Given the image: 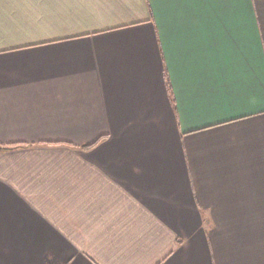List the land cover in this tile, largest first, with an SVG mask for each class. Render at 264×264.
<instances>
[{"label": "crops", "instance_id": "0c3cea01", "mask_svg": "<svg viewBox=\"0 0 264 264\" xmlns=\"http://www.w3.org/2000/svg\"><path fill=\"white\" fill-rule=\"evenodd\" d=\"M0 146V264H264V0H0Z\"/></svg>", "mask_w": 264, "mask_h": 264}, {"label": "trees", "instance_id": "16d2710c", "mask_svg": "<svg viewBox=\"0 0 264 264\" xmlns=\"http://www.w3.org/2000/svg\"><path fill=\"white\" fill-rule=\"evenodd\" d=\"M95 145V143H93V144H90V145H88V146H85L86 148H89V147H92V146H94ZM1 147V146H0ZM2 149H10V148H5V147H2Z\"/></svg>", "mask_w": 264, "mask_h": 264}]
</instances>
